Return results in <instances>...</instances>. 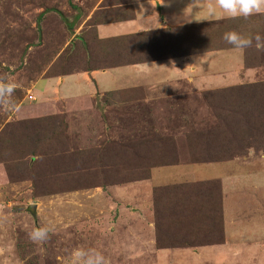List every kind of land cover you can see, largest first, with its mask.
<instances>
[{
    "label": "rangeland",
    "instance_id": "obj_1",
    "mask_svg": "<svg viewBox=\"0 0 264 264\" xmlns=\"http://www.w3.org/2000/svg\"><path fill=\"white\" fill-rule=\"evenodd\" d=\"M93 6L94 0H0V78L16 84L15 111L0 108V264H72L79 247L101 252L107 264L152 263L148 243L127 219V186L148 178L155 164L197 159L231 160L227 197L238 210L236 199L247 201L241 215L256 202L254 224L239 219L230 245L210 249L204 264L225 257L264 264V76L182 92L170 107L115 94L74 107L48 96L38 80L70 60L63 58L73 33L67 25ZM82 54L68 68H79ZM261 54L253 62L264 66ZM35 227L52 229L45 243L29 239ZM171 231L158 229L159 245L209 240Z\"/></svg>",
    "mask_w": 264,
    "mask_h": 264
},
{
    "label": "crops",
    "instance_id": "obj_2",
    "mask_svg": "<svg viewBox=\"0 0 264 264\" xmlns=\"http://www.w3.org/2000/svg\"><path fill=\"white\" fill-rule=\"evenodd\" d=\"M209 6L216 7L215 17L208 16ZM261 14L264 12L249 17ZM237 18L243 17L225 15L216 0H94L93 8L77 22L69 21L73 33L67 48L62 47L63 56H71L68 67L76 66L74 57L83 53L79 68L66 65V72H47L38 80L40 89L74 107H81L84 98L90 102L113 94L126 99L144 96L170 107L180 102L182 92L222 90L263 77L264 66L253 62L255 51L216 43L205 31L200 32L203 25ZM185 29L191 32L187 47L183 46ZM240 33L245 34L244 30ZM221 65L223 69H216ZM230 162L155 164L149 168L148 178L128 184L127 219L137 227L135 237L148 243L144 249L152 252L149 262L192 264L195 260L204 264L210 249L230 245L239 219L253 223L250 216L256 213V202H250V212L241 215L240 204L247 201L237 198L238 210L227 197ZM215 181L220 205L217 200L212 204L210 195L209 185ZM162 227L172 230L167 235L188 237L193 233L209 240L159 245L157 234ZM159 233L166 236L164 231ZM233 262L225 257L222 263Z\"/></svg>",
    "mask_w": 264,
    "mask_h": 264
},
{
    "label": "clouds",
    "instance_id": "obj_3",
    "mask_svg": "<svg viewBox=\"0 0 264 264\" xmlns=\"http://www.w3.org/2000/svg\"><path fill=\"white\" fill-rule=\"evenodd\" d=\"M217 7L229 17L248 18L253 14L264 12V0H216ZM209 17L217 15L216 7L209 6ZM223 40L235 49H246L256 42L257 49L264 47V37L260 34L244 35L237 31H228L223 34ZM16 84L10 78H0V108L12 112L16 109L13 93ZM52 231L50 227H35L29 233V239L37 244L45 243ZM72 264H107L105 256L93 249L79 247L72 252Z\"/></svg>",
    "mask_w": 264,
    "mask_h": 264
},
{
    "label": "trees",
    "instance_id": "obj_4",
    "mask_svg": "<svg viewBox=\"0 0 264 264\" xmlns=\"http://www.w3.org/2000/svg\"><path fill=\"white\" fill-rule=\"evenodd\" d=\"M68 26V25H67ZM200 28L201 31H205V33L208 36H211L213 39L215 38L216 43L218 42H225L223 40V34L228 31H237L241 32L244 30V35H255L260 34L262 37H264V14L258 15L257 17H248V18H242V19H227L219 22H214L211 24L203 25ZM72 30V28H70ZM183 33L186 35V38L183 40V46L187 47L189 45L188 43V37L191 35V32H189V29H185ZM252 49L255 51L254 58L257 59V55L262 56L261 52L264 50V47L257 49L255 40L253 41L252 46L248 47V49ZM65 56H63L64 58ZM69 65L68 59H66L62 65L59 67H55V69L50 68L48 70V73L51 74L56 69H62L63 72L65 71V66ZM220 161H227L226 159L221 160H206V159H197L192 160L191 162H220ZM176 163V162H173ZM171 164V163H170ZM214 184V185H213ZM213 184L209 185L211 187L210 195L212 198V204L214 201H218L220 205V201L218 198L219 195V184L218 181H215ZM218 214L220 215V209H218Z\"/></svg>",
    "mask_w": 264,
    "mask_h": 264
}]
</instances>
